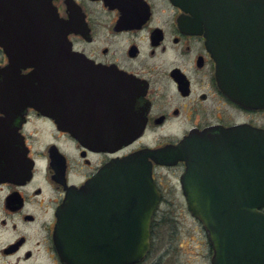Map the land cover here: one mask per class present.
I'll return each mask as SVG.
<instances>
[{
	"label": "flooded vegetation",
	"instance_id": "1",
	"mask_svg": "<svg viewBox=\"0 0 264 264\" xmlns=\"http://www.w3.org/2000/svg\"><path fill=\"white\" fill-rule=\"evenodd\" d=\"M64 33L73 57L58 48ZM217 71L204 22L172 0H0V264H75L59 239L58 206L67 185L80 186L113 157L179 144L195 129L264 128V107L232 100ZM53 109L57 121L46 113ZM149 160L160 200L150 247L132 264H165L154 248L157 211L174 201L159 170L182 193L184 160ZM107 222L99 229L110 238Z\"/></svg>",
	"mask_w": 264,
	"mask_h": 264
},
{
	"label": "water",
	"instance_id": "2",
	"mask_svg": "<svg viewBox=\"0 0 264 264\" xmlns=\"http://www.w3.org/2000/svg\"><path fill=\"white\" fill-rule=\"evenodd\" d=\"M172 1L204 22L222 91L242 106L264 107V0ZM62 42V56H75L65 33ZM54 91L52 81L47 92ZM46 113L57 121L54 109ZM63 129L73 133L68 125ZM135 130L126 129L111 148ZM149 157L166 164L184 160L181 189L206 232L210 264H264V128L246 122L191 130L179 144L113 157L80 186L67 185L57 232L75 264H132L146 254L160 200ZM107 220L110 238L99 229Z\"/></svg>",
	"mask_w": 264,
	"mask_h": 264
},
{
	"label": "rangeland",
	"instance_id": "3",
	"mask_svg": "<svg viewBox=\"0 0 264 264\" xmlns=\"http://www.w3.org/2000/svg\"><path fill=\"white\" fill-rule=\"evenodd\" d=\"M255 120L261 123L263 116L256 115ZM159 171L164 173L165 196L174 202L172 205L166 202L159 205L155 250L163 255L165 264H210L211 247L204 228L187 209L176 177L168 170Z\"/></svg>",
	"mask_w": 264,
	"mask_h": 264
}]
</instances>
